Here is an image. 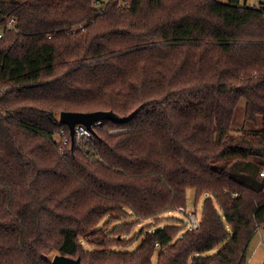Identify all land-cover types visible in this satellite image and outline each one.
I'll return each mask as SVG.
<instances>
[{
  "label": "trees",
  "instance_id": "16d2710c",
  "mask_svg": "<svg viewBox=\"0 0 264 264\" xmlns=\"http://www.w3.org/2000/svg\"><path fill=\"white\" fill-rule=\"evenodd\" d=\"M95 13L93 0H0V264H53L55 249L154 264L158 247V264H247L264 223V6L114 0ZM242 99L259 129L237 132ZM142 104L61 152V111ZM190 188L208 194L199 229L167 223L114 249L136 240H120L132 224L117 221L160 220ZM97 233L106 251L86 250L80 236Z\"/></svg>",
  "mask_w": 264,
  "mask_h": 264
},
{
  "label": "rangeland",
  "instance_id": "374dc122",
  "mask_svg": "<svg viewBox=\"0 0 264 264\" xmlns=\"http://www.w3.org/2000/svg\"><path fill=\"white\" fill-rule=\"evenodd\" d=\"M4 1H10V0H4ZM222 2H226L228 0H220ZM242 3H244L243 0H241ZM253 3H257V0H252ZM249 4V3H248ZM253 5V4H250ZM256 6H258V4H256ZM245 99H242L237 107L236 113H235V117H234V126L236 127V130L238 132V130H243V129H249V130H256L259 129L261 126V118L258 120L257 123L255 124H251L249 122H245L244 121V114H245ZM196 190L194 188H190L187 191V207L184 206H180L178 207V210H174L171 212H166L162 215V217L160 218V220H150V219H140L138 220L136 217H132L130 222H127V219H123L121 218L119 221H117L118 223H128V224H132L131 225V231L128 234H122V235H118V238L124 242H129L132 237L135 236L136 233L139 232V235H143L146 231H148L149 229H156L159 226H163V225H167V223L170 224H175V225H182V227H184L185 229H189L191 226L190 224V220H189V214L193 213L195 215L198 216V218L201 219V213H202V209H203V204L204 201L206 199V197L208 196V194H203L199 201H197L196 198ZM181 207H184V210H181ZM114 222L112 224H110L109 226H105V228L107 227L105 234H107V237H113V230L112 232H110L111 234H109V231L113 228V226L117 223ZM105 223V221H103L100 224V227L103 226V224ZM104 228V229H105ZM184 231H181L179 234V236H181L183 234ZM136 237H138V235H136L134 237V239H136ZM83 246L85 247L86 250L88 251H106L105 246L103 245L104 242V235H102V233H97L96 235L92 236V235H88V236H80ZM140 244V239L139 240H134L133 243H131L128 246H123V247H127V248H114L116 250L121 249V250H134L137 248V246ZM220 249V247H216L215 249H212L210 251L204 252L202 253V255H213L215 254L218 250ZM159 250L160 247L157 248V250L154 253L153 256V263L154 264H158V256H159ZM60 252L58 250H53L50 254H49V259L51 261H53L54 256L56 254H59ZM247 264H264V223L261 225L260 229H257L250 241L249 244V249H248V254H247Z\"/></svg>",
  "mask_w": 264,
  "mask_h": 264
},
{
  "label": "water",
  "instance_id": "95a60500",
  "mask_svg": "<svg viewBox=\"0 0 264 264\" xmlns=\"http://www.w3.org/2000/svg\"><path fill=\"white\" fill-rule=\"evenodd\" d=\"M140 105L130 114L121 116L113 110H96V111H61L59 114L60 123L69 127L72 146L75 144V127L77 124H83L94 131V125L106 120L114 122H126L131 120L143 107ZM53 264H84L80 257H72L66 254H56L52 261Z\"/></svg>",
  "mask_w": 264,
  "mask_h": 264
},
{
  "label": "built area",
  "instance_id": "2783aa9c",
  "mask_svg": "<svg viewBox=\"0 0 264 264\" xmlns=\"http://www.w3.org/2000/svg\"><path fill=\"white\" fill-rule=\"evenodd\" d=\"M114 1V0H93V5L94 8L96 9L97 15H102L105 11L106 6L108 5L109 2ZM119 2V5H123L126 0H117ZM246 2L248 5L253 6V7H263L264 6V0H257V3H253L252 0H243ZM258 4V6H256ZM17 19L16 18H11L8 20V25L6 27V30H18L17 26ZM85 23H81L79 25H75L73 27V31H76L77 29H82L85 26ZM3 35V32H0V37ZM119 131H112V133H117ZM58 142L61 147V152L64 153L66 151L67 146L72 143L71 139V134L70 132H67L66 128H61L59 133H58ZM93 138V132L90 128L83 124H77L75 127V143L82 147L85 143L89 142ZM262 175H264V170L261 172ZM181 210H184V207H181ZM189 220H190V228L194 229H199L201 225V219L198 218L197 215L191 213L189 214ZM261 223L258 224L257 229H260Z\"/></svg>",
  "mask_w": 264,
  "mask_h": 264
}]
</instances>
